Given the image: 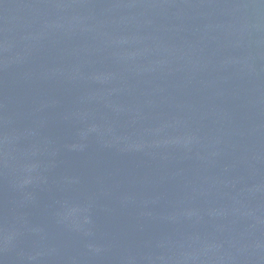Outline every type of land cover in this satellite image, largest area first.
Listing matches in <instances>:
<instances>
[{"label":"water","instance_id":"water-1","mask_svg":"<svg viewBox=\"0 0 264 264\" xmlns=\"http://www.w3.org/2000/svg\"><path fill=\"white\" fill-rule=\"evenodd\" d=\"M0 264H264V0H0Z\"/></svg>","mask_w":264,"mask_h":264}]
</instances>
